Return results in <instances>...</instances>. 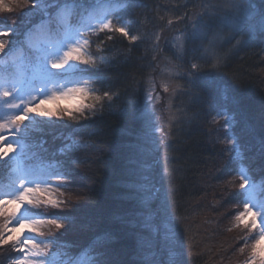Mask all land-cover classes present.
Returning <instances> with one entry per match:
<instances>
[{
	"label": "trees",
	"instance_id": "obj_1",
	"mask_svg": "<svg viewBox=\"0 0 264 264\" xmlns=\"http://www.w3.org/2000/svg\"><path fill=\"white\" fill-rule=\"evenodd\" d=\"M245 2L252 5L250 19L264 7V0ZM228 3L229 0H120L119 18L127 22L124 25L130 34L140 39L129 42L118 33L91 37L98 62L99 57L105 58L97 73L103 84L93 82L92 86L101 90L98 94L109 91L118 98L114 95L111 105L105 102L102 111L98 105L94 116L86 112L89 119L82 120L78 127L60 126L55 131L44 128L32 133L33 141H46L44 148L49 152H56L62 145V139L57 138L61 133L74 132L78 142L76 150L64 157L72 176L66 187L60 188L64 197L58 198L65 201L62 208L73 217L72 225L60 236L61 243L71 245L66 250L70 254L77 255L81 246L103 235L106 239L102 247L117 264H141L143 257L151 258L154 247L142 252L137 248L138 235L152 240L155 235L141 187L146 122L143 117L137 118L140 113L136 108L142 109L144 90L159 56L164 54L173 56L178 72L190 71L191 63L204 69L195 86L187 78L173 79L176 92L171 95V119L163 146L171 175H165L158 184L167 192L175 189L168 196L167 215L175 224L172 231L181 237L184 264H236L247 259L248 253L240 255L241 246L234 245L235 233L226 219L230 201L235 207L239 204L235 195L239 188L227 199L222 190L231 180L239 181L238 165L228 151L223 121L216 122L214 118L221 110L234 115L233 134L241 145L243 164L246 170H252L249 175L255 181L264 183V154L259 144L264 135V34L257 33L244 43V32H234L215 22ZM40 11L36 9L29 16L37 17V22L43 16ZM201 14L204 20L213 18L205 38L194 43L184 41L187 51L178 58L179 54L162 42L168 27L178 20L189 21V17L197 21ZM7 16L12 14L0 13V25L11 24H6ZM19 26L22 27L20 23ZM107 35L114 38L108 40ZM97 45L103 51L96 52ZM216 63L218 67L211 69L210 65ZM7 182L6 170L0 165V191H6L3 185ZM214 185L221 188L218 197L211 194L216 191ZM214 200L216 204H212ZM235 207L230 209L231 214ZM15 258L9 246L0 247V264H11Z\"/></svg>",
	"mask_w": 264,
	"mask_h": 264
},
{
	"label": "snow or ice",
	"instance_id": "obj_2",
	"mask_svg": "<svg viewBox=\"0 0 264 264\" xmlns=\"http://www.w3.org/2000/svg\"><path fill=\"white\" fill-rule=\"evenodd\" d=\"M120 0H0V13L12 14L17 9L19 15L40 8L43 13L40 24L31 25L23 34L20 48H26L28 57L26 63L19 66L20 70L0 75V165L6 170L8 182L3 185L6 191H0V247L9 246L16 254L11 264H117L109 258L107 250L102 247L105 236H97L87 245L81 246L77 255H72L64 249L71 247L61 243V230L66 231L73 223V217L64 211L65 201L56 198L60 188L66 187V181L71 179L72 171L64 159L67 154L76 150L78 142L73 138L74 132L67 135L61 133L57 138L63 143L56 152L44 148L43 138L33 141L32 133L48 128L55 131L57 127H77L82 120L89 119L86 112L94 116L97 106L103 110L104 103H113L109 91L90 87V83L103 84L98 70L104 62V57L97 56L92 51L94 41L100 34H120L129 42L140 39L131 35L128 27L120 26L127 22L123 18L113 24L111 11L118 6ZM252 5L245 0H229L223 14L214 18L215 22L229 26L234 32H244L247 40L255 38L256 34H264V7L257 16H251ZM200 19L194 21L191 30L187 31L184 40L194 43L205 38V30L213 22ZM182 19V18H178ZM172 23L171 20L168 22ZM18 22L0 30V56L8 57L5 68L16 67L17 46L11 39L17 35ZM41 31L43 39L32 42V34ZM5 37L10 39H4ZM113 35H107L112 40ZM160 37L157 36V40ZM103 43V41H101ZM241 43V41H237ZM103 49L97 45L96 52ZM179 57L183 58L186 48L183 43L178 45ZM187 72L169 71L170 76L187 78L193 86L204 72L197 63H191ZM218 63L210 65L215 70ZM165 93L169 92V84L161 85ZM157 84L150 80L144 90L146 101L142 109L136 111L155 132L153 115L149 104L153 97L149 92H156ZM172 92L175 94L176 89ZM159 102L157 93L154 97ZM91 101V102H86ZM236 103V101H233ZM224 116L223 128L228 137L226 143L231 159L237 162L239 171V190L235 194L243 210L235 216L236 226L245 230L241 238L244 245L239 249L243 254L249 249L248 258L244 264H264V183L257 191L254 178L246 170L245 159L238 138L233 134L235 126L234 115H227L226 110L217 112V117ZM163 144L164 141H161ZM261 153L264 154V135L259 139ZM40 150L37 151L36 149ZM168 156L162 158L164 175L170 176L166 164ZM264 179V178H262ZM58 185L53 191V185ZM149 198L157 193L150 188L141 186ZM174 188L168 189L171 196ZM63 195V193H60ZM163 206V205H162ZM173 219H176L173 217ZM165 247L168 257L164 264H184L182 242L178 232L170 230L165 237ZM248 241H251L249 244ZM152 239L142 235L137 237V248H153ZM58 251H53V249ZM141 264H161L160 261L143 257Z\"/></svg>",
	"mask_w": 264,
	"mask_h": 264
},
{
	"label": "rangeland",
	"instance_id": "obj_3",
	"mask_svg": "<svg viewBox=\"0 0 264 264\" xmlns=\"http://www.w3.org/2000/svg\"><path fill=\"white\" fill-rule=\"evenodd\" d=\"M37 10L40 8H36ZM36 9H33L32 11L28 13H24L23 16L19 15L20 10L17 9L16 11L12 13V16H7L9 19H7V23L9 24L12 21H17L18 24L22 27L17 28V35L14 37H11V39L15 42L17 46V52H16V60L17 64L16 67H8L5 68L4 65L8 62V57H3L0 56V75H7L9 72H14L20 70L19 66L21 64L26 63L27 57H28V52L26 48H20L21 41L23 40V34L27 31L28 27L31 25H38L40 24L41 20L36 22V18L32 14L29 16V14ZM120 9V5L116 6L112 11H111V16L113 19V24H117V20L119 19V14L118 10ZM41 12V11H40ZM10 15V14H9ZM39 15V14H38ZM38 19V18H37ZM28 20H31L32 23L31 25H28L26 22ZM195 21V19H192V17H189V21H179L173 23L172 27H168L166 35L167 37L164 38L166 40H163L162 42L167 45V47H170L176 55L179 54L178 51V45L183 43L185 33L187 32L186 30H191L192 23ZM24 22V23H22ZM3 27H2V26ZM0 30H3L5 27V24H1ZM120 26H125L126 25H120ZM4 39H10L5 37ZM43 39V35L41 31H35L32 34V42L37 43L40 40ZM167 43V44H166ZM173 58V56H170ZM168 56L160 55L159 59L156 62V65L153 68V74L151 75L150 80H153L157 84V90L156 92H149V94L153 97V100L150 102L149 106L152 109L153 115L151 116V120L154 121V127H157L160 129L159 132H155L153 130L152 126H146V131L144 133L143 138L145 141H147V146L145 148V157L143 161V166H144V174H143V186L150 188L152 192L157 193L155 197L149 198L147 195V192L144 191V205H146L148 211H149V218L153 221L152 223V234L155 235V238L153 239L155 247L152 250V255L151 259L160 261L161 264H164V262L167 260L168 257V249L165 247V237L166 234L169 233L170 230L174 229L175 224H171V217H168V196H167V191L163 187H158V184L163 178L165 177L164 175V163L162 162V158L165 155L163 146L165 144V139H166V130L167 127L170 123V102L172 98V89H173V79L175 76H170L169 71L173 72H178L176 69V62L172 60ZM163 83H168L169 84V92L165 93L163 91V88L161 85ZM93 82L90 83V87H93ZM148 87V85H147ZM146 87V88H147ZM159 93L161 99L159 102L155 101L154 97L155 95ZM86 102H91V101H86ZM229 115V114H227ZM219 120L223 121L224 123V116L216 117L214 118V121L219 122ZM161 141H164L162 144ZM236 176L239 178V173L237 172ZM236 179V178H235ZM235 179L231 180L229 183H226L227 187L226 190L224 189V186L222 188L224 193V197L230 198L232 191L236 190L239 188V181H236ZM261 182L256 181L257 185V191L260 190ZM222 186V185H221ZM216 188L214 192H211L213 197H218L220 196V191L221 188L218 185H214ZM56 187L53 185V191L55 190ZM61 190L56 193V198H62L64 197L63 195H60ZM239 203V202H238ZM212 204H216V201L214 200ZM163 205V206H162ZM227 205V204H226ZM229 208L228 210L232 209L233 207L236 206V204L232 201L227 205ZM243 210V205L241 203L238 204L237 207H235V211L233 214H231L229 211L227 213V224L234 232L235 236V243L234 245L237 246L239 244L241 247L244 245V241L241 239L245 235V230L242 227H237L236 226V220L235 216L237 215L238 211ZM69 229V227L67 228ZM67 231V230H66ZM63 232V230H61ZM81 231L78 230V233ZM250 244L251 241H248ZM65 251L67 250L64 249ZM53 251H58V249L53 250ZM247 251V252H246ZM244 253H248L249 255V249H245ZM242 255V254H240ZM248 258V256H247ZM246 260V259H244ZM244 260L241 259L240 262H236V264H244Z\"/></svg>",
	"mask_w": 264,
	"mask_h": 264
}]
</instances>
